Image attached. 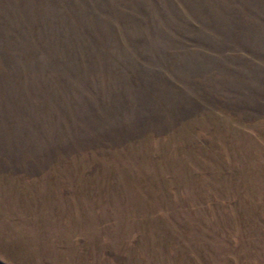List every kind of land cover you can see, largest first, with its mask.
<instances>
[{"label":"rangeland","instance_id":"374dc122","mask_svg":"<svg viewBox=\"0 0 264 264\" xmlns=\"http://www.w3.org/2000/svg\"><path fill=\"white\" fill-rule=\"evenodd\" d=\"M0 264H264V0H0Z\"/></svg>","mask_w":264,"mask_h":264}]
</instances>
